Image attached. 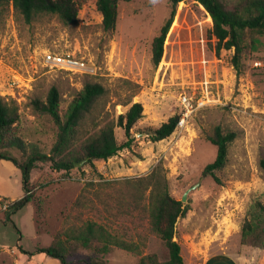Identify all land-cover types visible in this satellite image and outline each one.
Segmentation results:
<instances>
[{
	"label": "rangeland",
	"instance_id": "rangeland-1",
	"mask_svg": "<svg viewBox=\"0 0 264 264\" xmlns=\"http://www.w3.org/2000/svg\"><path fill=\"white\" fill-rule=\"evenodd\" d=\"M224 1L228 6L240 2ZM181 2L158 65L153 62V40L170 15L168 0H120L113 31L104 29L97 0L82 3L76 24L51 15L27 22L13 6L0 14V95L19 104L17 133L29 143V151L49 153L57 141L54 119L31 104L34 98L45 100L54 86L61 94L62 116L87 82L105 86V95L87 118L91 130L115 121L133 102L144 107L132 129L131 148L96 160V169L82 164L69 171L56 170L50 162L37 163L32 173L33 200L11 219L0 214V264H61L21 248L34 252L51 244L84 187L95 205L82 209L84 218L103 221L95 214L97 209L102 217H111L96 192L113 204L119 196L116 189L127 178L155 169L177 199L191 188L183 201L188 211L176 223L175 239L181 244L184 264H264V247L242 240L246 219L258 202L264 204L260 164L264 158V34L242 33V71L238 73L232 64L235 50L217 49L213 20L204 6L196 0ZM47 52L77 55L94 72L52 67L44 59ZM182 93L202 98L205 104L170 136L153 141L151 128L181 112ZM217 126L236 131L237 137L230 144L227 164L213 176L204 169L217 156V146L209 139ZM115 131L119 142L126 140L122 127ZM0 178V191L9 198L16 201L24 195L20 169L1 162ZM145 252L168 257L163 241L154 235L149 236ZM93 256L91 250L79 249L68 256V264H86L84 260ZM102 257L110 264H137L140 258L117 248Z\"/></svg>",
	"mask_w": 264,
	"mask_h": 264
},
{
	"label": "trees",
	"instance_id": "trees-1",
	"mask_svg": "<svg viewBox=\"0 0 264 264\" xmlns=\"http://www.w3.org/2000/svg\"><path fill=\"white\" fill-rule=\"evenodd\" d=\"M86 0H0V14L8 13L11 6L19 12L27 22L51 15L57 16L65 24H76L82 3ZM120 0H97V7L102 13V25L106 31H113L117 26L118 3ZM131 1V0H123ZM183 0H168L171 12L159 34L153 40V62L158 65L164 54L167 34L174 21L177 6ZM204 6L213 20L212 35L217 39V49H234L232 64L237 72L242 71V33L246 30L264 34V0H240L238 4L228 6L224 0H196ZM106 93V88L99 82H87L77 92L69 104L65 114L60 112L61 94L57 87H52L44 100L34 98L31 102L39 112L49 114L59 128L57 141L49 153L40 150H28L29 143L17 133V123L21 118L20 106L15 99L5 100L0 95V159L11 162L22 171L24 195L13 202L9 211L5 212L11 219L13 213L33 200L32 173L38 162H50L56 170L69 171L76 163L96 169L95 161L107 160L117 155L124 148H131L135 140L133 127L143 116L142 102H133L129 110L119 114L118 118L108 120L100 129L87 128V118L97 108L99 100ZM181 112L172 115L159 127L151 128L149 136L153 141H160L170 136L178 127ZM122 127L126 140L119 142L116 127ZM237 137L234 130H224L220 126L214 128L209 135L210 141L217 146V156L207 164L205 174L216 175L228 161L229 147ZM264 169V158L260 161ZM93 185L94 182H88ZM119 196L113 204L107 196L98 199L104 204L111 218L102 217V210L97 209L93 219L84 218L85 206L94 200L88 197L87 187L73 203L66 217L65 225L57 233L53 242L47 246L28 252L31 255H42L60 260L68 264V256L79 249L91 250L94 256L86 264H110L102 255L114 248L138 255L137 264H184L181 244L175 240L176 223L188 209L180 199L174 197L169 190L168 182L161 177L157 169L150 174L137 178H127L126 183L116 189ZM101 196V197H100ZM113 197V195H109ZM150 235L160 238L168 257L161 259L157 253H146ZM242 240L245 244L264 247V204L257 203L242 229Z\"/></svg>",
	"mask_w": 264,
	"mask_h": 264
},
{
	"label": "built area",
	"instance_id": "built-area-1",
	"mask_svg": "<svg viewBox=\"0 0 264 264\" xmlns=\"http://www.w3.org/2000/svg\"><path fill=\"white\" fill-rule=\"evenodd\" d=\"M44 59L47 64L61 70L86 73L94 72V68H91L85 59L80 58L77 55L47 52L44 55ZM179 101L181 105V118L179 121L180 126H182L189 119L198 107L205 104V101L202 98H198L197 100L192 95L187 93H182L179 97ZM13 202L14 199L0 193V214H5V212L9 211Z\"/></svg>",
	"mask_w": 264,
	"mask_h": 264
},
{
	"label": "crops",
	"instance_id": "crops-1",
	"mask_svg": "<svg viewBox=\"0 0 264 264\" xmlns=\"http://www.w3.org/2000/svg\"><path fill=\"white\" fill-rule=\"evenodd\" d=\"M0 161L1 162H8L9 164H11V165H13L11 162H9V161H6V160H3V159H0ZM0 162V163H1ZM14 166V165H13ZM15 167V166H14ZM15 168H17V169H19L18 167H15ZM1 179V178H0ZM2 180V179H1ZM0 189H1V182H0ZM0 193L1 194H3V195H5V196H8V197H10V195L8 194V193H6L3 189L0 191ZM15 199V198H14Z\"/></svg>",
	"mask_w": 264,
	"mask_h": 264
},
{
	"label": "water",
	"instance_id": "water-1",
	"mask_svg": "<svg viewBox=\"0 0 264 264\" xmlns=\"http://www.w3.org/2000/svg\"><path fill=\"white\" fill-rule=\"evenodd\" d=\"M84 163V161H80V162H78V163H76V165H82ZM194 187V186H193ZM190 189L191 188H189L185 193H184V195H183V197H182V201H185L186 199H187V196H188V193H189V191H190ZM176 240V239H175Z\"/></svg>",
	"mask_w": 264,
	"mask_h": 264
}]
</instances>
